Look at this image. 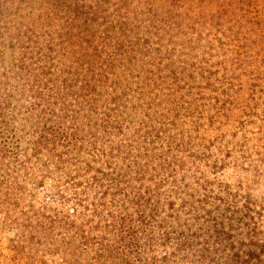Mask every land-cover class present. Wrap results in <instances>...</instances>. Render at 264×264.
Segmentation results:
<instances>
[{
    "label": "rangeland",
    "instance_id": "rangeland-1",
    "mask_svg": "<svg viewBox=\"0 0 264 264\" xmlns=\"http://www.w3.org/2000/svg\"><path fill=\"white\" fill-rule=\"evenodd\" d=\"M209 1L131 0L135 8L159 20H128L102 43L110 53L120 40L121 47L108 63L109 77L118 79L133 102L139 97L150 105H142L141 113L130 117L121 96L96 97L90 101L96 113L75 118L73 130L81 138L76 146L80 148L73 151L76 158L61 155L59 160L52 151H29L23 135L24 106L35 96L30 84L23 87V30L45 29L39 25L41 19L36 20L42 4L0 0V264H95L91 255L102 232L99 226L109 219L99 220L91 212L96 189L86 188L81 195V188H71L64 176L69 165H89L88 175L99 176L104 164L92 161L90 154L109 147L113 153L116 148L123 154L132 150L126 156L114 153L108 169L131 179L134 172L142 173L134 176L141 181L130 182L148 206L142 225L130 211L140 246L134 264L258 263L247 262L244 254L248 247L255 253L260 247L264 251V0H233L225 15L215 19L224 23L220 27L211 25ZM192 26L196 33L189 30ZM144 46L151 54L142 62L126 61ZM17 62L22 70L12 69ZM146 70L153 76L150 86ZM30 79L39 80L31 74ZM48 94L44 88L34 100L40 106L32 117L40 110L47 113ZM52 97L56 121H64L59 97ZM96 114L109 117L112 125L122 116L129 122L120 134L109 136V143ZM40 116L48 118L43 112ZM135 129L136 135L150 138L130 139ZM76 197L86 207L82 225L71 216ZM247 212L259 219L263 231L254 240L257 244L247 240L238 222ZM84 234L85 247L80 243Z\"/></svg>",
    "mask_w": 264,
    "mask_h": 264
},
{
    "label": "trees",
    "instance_id": "trees-1",
    "mask_svg": "<svg viewBox=\"0 0 264 264\" xmlns=\"http://www.w3.org/2000/svg\"><path fill=\"white\" fill-rule=\"evenodd\" d=\"M209 3L213 9L210 19L212 27L222 26L224 23L215 19L219 20L221 14L225 15L233 0H210ZM41 4L42 14L36 20L41 19L39 25L44 24L45 29L41 26L40 33H34L35 31L28 28L23 30V50H25V53H23V87L30 84L29 87L35 93L33 102L30 105V103L26 104L24 101L28 96H24L23 91V104H26L23 110V135L26 138L24 144L26 145L25 148L33 151L34 154L52 151L59 160L61 155L76 158L77 155L73 151L74 148H80L76 146L77 143H80L81 138L77 137L76 131L73 130L75 129L74 122L78 116L84 118L91 113H96L95 107L90 105V101H94L96 97L102 99L111 95H115V97L119 95L123 101L122 107L125 111H129L130 117L138 116L141 113L142 105L149 107V101L146 99L142 101L138 97L133 102V99L125 94V87L118 86V79L109 77L111 73L109 72L108 63L114 60V55L121 47L120 40L113 43L110 53L107 46L102 42L108 39V35L114 29L126 26L128 20L137 22V24H151L152 20L154 22V19H158V17L143 8H140V10L135 8L131 0H113L110 2L105 0H40L39 6ZM128 5L130 6L126 8ZM120 10L122 13H120ZM216 12L217 16L213 19V14ZM54 19L58 23L52 22ZM34 29L36 30V26H34ZM189 30L192 33L197 32L195 26H192ZM80 44L84 47L82 48ZM102 54L105 57H102ZM150 54L149 48L145 49L144 46L141 49L139 47L130 53L126 61L142 62ZM36 64L39 66H36ZM21 65L18 62L17 65L12 64V69L22 70ZM30 74L33 78H39V80H28ZM43 78H45L44 81H42ZM145 78L149 82L148 86H150L153 79L150 70L145 71ZM105 86L110 91L106 90ZM44 88L49 93V101L44 106L47 113L40 110L38 114L32 117L33 111L40 106L34 100L38 99L41 90ZM53 93L59 97L60 102L57 107L58 111L63 114L62 120L64 121H56V116L50 108L56 105L52 97ZM137 102H139L138 105ZM109 104H111V100ZM102 107L105 109V106H99V108ZM42 112L48 118L44 119L43 116H40ZM101 114H96L94 119L101 117L104 122L102 132L106 137L104 141L108 140L107 142H109V136L120 134L125 128L124 122L129 121L122 116L123 119L119 123L112 125V120L109 117L104 119V115ZM143 116L148 119L147 113ZM33 118L36 121L32 122ZM147 119L143 122L150 123ZM136 132L135 129L134 137L131 136L130 139L140 137L147 140L150 138V135L143 133L142 136H139L136 135ZM147 142L150 144L153 141L150 142L149 139ZM131 150L132 148L129 147L123 154V151L121 152L116 148L114 153L126 156ZM112 151L109 147L106 152L99 150L95 154L93 153L94 155L90 154L92 161L100 160L104 164L103 169L105 171L98 173L99 176L88 175L86 167H89V165H86V167L73 165V168L69 165L64 180L66 184H70L71 188L80 187V190H82L81 195H83L86 188L96 189L97 203L92 206L93 210L91 212L100 216L99 220L109 219L107 224L99 226L102 229L95 226L102 232L96 237V248H94L91 255V260L95 264H134V261L138 260L136 254L140 246L137 236L135 237L132 231L134 227L130 211L136 218L137 225H142L140 221L147 217V213H145L146 208H148L145 204L147 198L138 195L136 187L130 183L131 181L136 183L141 181L138 179L139 177L134 176L137 174L142 176V173L134 172L133 179H131L126 178V173H121L115 168L108 169L107 163L114 157ZM26 161H29V156ZM64 163L66 164V161ZM23 165H25L24 162ZM112 190H115V192ZM115 193L118 196L114 199ZM75 200L76 202L71 207V216H73V220H80L82 225L85 221L83 212H85L86 207L81 206L82 200L79 197H76ZM149 210L151 211V209ZM253 218H255V221H252ZM257 220L259 219L250 216L248 212L241 219H238L239 223H243L244 234L252 244H257L254 241L255 238L263 234L264 231V228L263 231L259 230L260 222ZM87 240L85 234L80 236L82 246L85 247ZM89 240L93 241V239ZM252 250V247H248V251L244 254V260L260 264V255L264 257L263 249L260 247L258 253Z\"/></svg>",
    "mask_w": 264,
    "mask_h": 264
}]
</instances>
